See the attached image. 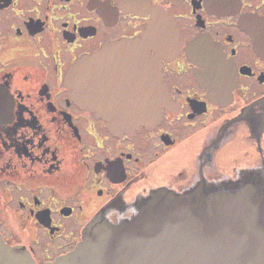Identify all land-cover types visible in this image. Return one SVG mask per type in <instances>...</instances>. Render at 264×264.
<instances>
[{
    "label": "flooded vegetation",
    "instance_id": "obj_1",
    "mask_svg": "<svg viewBox=\"0 0 264 264\" xmlns=\"http://www.w3.org/2000/svg\"><path fill=\"white\" fill-rule=\"evenodd\" d=\"M161 88L158 124L110 128ZM219 204L264 222V0H0V245L107 264L134 235L149 258L230 264L217 244L153 240Z\"/></svg>",
    "mask_w": 264,
    "mask_h": 264
},
{
    "label": "water",
    "instance_id": "obj_2",
    "mask_svg": "<svg viewBox=\"0 0 264 264\" xmlns=\"http://www.w3.org/2000/svg\"><path fill=\"white\" fill-rule=\"evenodd\" d=\"M84 68L83 64L79 63L73 69L71 79L76 81L75 85L77 88L82 81L81 72ZM156 82L160 83L159 79ZM166 93L165 88H161L159 92L153 93L151 108L146 110L144 107H138L136 109L137 118L134 124L126 126L115 123L111 124L110 128L115 133L124 134L134 132L140 126H155L162 119L161 105L163 103L165 105ZM156 97L164 99L155 102L156 100L154 98ZM81 104L86 105L83 102ZM91 108L95 112H98V108L94 106H91ZM145 113H147L146 116ZM117 119L118 116L111 117V121ZM255 209L252 206L246 208V221H244L236 219L233 214L228 212L227 207L219 204L213 219L207 216H197L196 221H183L179 227H176L177 230H181L178 233L179 236L166 237L163 235L162 238H153L155 242L157 239L160 242L155 244V242L150 241L148 246L155 244V246H164L165 250H171L182 246L193 245L188 243L192 239L194 242H202L200 245L206 244L213 247V244H217L220 247L227 248L228 252L232 254L226 260L230 264H264V222L255 221V219L257 220L253 212H257ZM137 239L138 236L135 237L133 235L127 240L126 245L128 250L130 247H133L129 253L125 250L116 253L114 250L111 251V249L106 248L103 251L105 255L104 262L107 264H171V262H174V260L172 261L169 258L174 254L173 252L163 251L159 254L158 258H149V255H153L151 253L138 252V249H135V247L145 246V242L150 239H147L145 242L138 241ZM208 252V250L206 252L200 250L199 253L191 254L190 256L193 257L192 261H194L192 264H205L210 262L209 258L211 255ZM0 263L32 264L27 258L20 256L18 250L4 244L0 245Z\"/></svg>",
    "mask_w": 264,
    "mask_h": 264
},
{
    "label": "rangeland",
    "instance_id": "obj_3",
    "mask_svg": "<svg viewBox=\"0 0 264 264\" xmlns=\"http://www.w3.org/2000/svg\"><path fill=\"white\" fill-rule=\"evenodd\" d=\"M237 144L239 145V142L238 141H236V142L234 141L233 144L229 146L231 148L230 151L232 149H234L235 147H237L238 146ZM227 148H228V146H227ZM232 156L236 157V155H232ZM226 158L228 159V157L225 156V159ZM227 159L224 161L222 155H220V156L217 155V164L220 163L221 166H227L228 164L231 163V161H228ZM227 171H230V170H227ZM236 176H239V174H236Z\"/></svg>",
    "mask_w": 264,
    "mask_h": 264
},
{
    "label": "bare ground",
    "instance_id": "obj_4",
    "mask_svg": "<svg viewBox=\"0 0 264 264\" xmlns=\"http://www.w3.org/2000/svg\"><path fill=\"white\" fill-rule=\"evenodd\" d=\"M176 231H177V229H176ZM120 247V250H114L116 253L118 252V253H120V252H123L124 250L127 252L128 251V253H129V251H130V249L128 250V248L126 247H124V246H119ZM122 257V256H121ZM120 257V258H121Z\"/></svg>",
    "mask_w": 264,
    "mask_h": 264
}]
</instances>
